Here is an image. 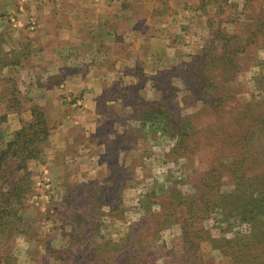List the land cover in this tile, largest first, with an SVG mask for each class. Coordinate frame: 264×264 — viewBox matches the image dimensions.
<instances>
[{
	"label": "rangeland",
	"instance_id": "374dc122",
	"mask_svg": "<svg viewBox=\"0 0 264 264\" xmlns=\"http://www.w3.org/2000/svg\"><path fill=\"white\" fill-rule=\"evenodd\" d=\"M0 15L6 17L0 16V147L13 138V126L34 117L35 105L45 109L54 127L44 143L43 159L29 165L34 192L18 217H7L11 224L0 226V264H103L104 256L99 261L94 250L105 251L113 241L126 243L128 234L132 242L136 235L139 244L154 239L155 247L166 245L163 253L182 254L181 225H160L152 215H162V204L175 189L187 203L194 201L191 212H198L195 200L207 191L198 179L224 154L229 160L243 157L244 148L222 151L210 135L219 134L221 124L237 130L235 118L240 120L246 112L264 116V104L258 103L264 102V43L259 39L253 44L250 37L255 20H264V0H0ZM238 31L241 41L231 39L226 45L228 53L240 44L244 48L240 64L235 59L237 80L219 88L221 94L194 90L200 85L193 83L201 80L196 78L201 72L195 56L206 46L222 54L229 41L224 34L234 37ZM7 61L11 64L2 68ZM87 66L90 75L82 83ZM12 79L17 92L8 83ZM108 84L111 101L100 104L107 118L96 125L86 119L89 91ZM230 92L239 104L231 101L220 112H200L202 98ZM100 94L106 96L105 91ZM8 99L11 106L16 99L21 102L13 107L18 112L6 108ZM157 100L168 103L160 119L172 114L169 122H179L177 129L154 131L153 122L130 117ZM76 115L75 125L63 122ZM188 116L185 123L190 121L194 129L187 151L178 147L175 134L190 131L180 120ZM219 116L224 118L216 121ZM212 124L216 127L208 130ZM194 131L201 132L195 136ZM244 157L251 173L264 170V136ZM219 178L210 181L216 189L234 190L232 175L220 173ZM3 181L0 177V184ZM254 190L251 187L250 194ZM200 223L194 227L209 231L210 242L203 250L214 264H226L215 247L220 240L235 242L251 231L239 219L224 221L219 207ZM115 258L125 264L128 251Z\"/></svg>",
	"mask_w": 264,
	"mask_h": 264
},
{
	"label": "trees",
	"instance_id": "16d2710c",
	"mask_svg": "<svg viewBox=\"0 0 264 264\" xmlns=\"http://www.w3.org/2000/svg\"><path fill=\"white\" fill-rule=\"evenodd\" d=\"M256 14L260 15L261 12ZM255 22L256 30H254L250 36L252 37L251 41L253 44H259L260 39L264 43V20H255ZM224 35L229 41H226V44L222 47V50H224L222 54H217L212 46H206L204 51L195 56L193 62L198 63V68L201 72L196 78H201V80L193 83H198L200 85L199 88H194V90L200 92L206 89L208 91L207 93L214 92L221 94L220 89H225L226 86H230L237 80L238 76L235 69L239 68L238 60L244 48L240 44L233 49V52L228 53L227 51L230 47L226 45L231 43V39H235L237 42L241 41V32H236L234 37L228 34ZM261 35L263 36L262 38H260ZM235 59L238 61L237 64H235ZM10 64L11 62L7 61L1 66L5 68ZM229 72L232 74H229ZM195 75L194 73V76ZM215 80H217V82H214ZM8 83H11L13 91L17 92L15 80L12 79ZM163 87L164 86L161 85L162 89ZM128 88L129 87L124 88L125 93L126 91L128 93ZM108 94L111 96V93ZM204 94L206 95V92ZM105 95H107V93ZM107 98L111 99V97L108 96ZM166 98L167 97H164L163 100ZM200 98L198 100H201ZM170 100L171 97L169 95L166 101ZM202 100V110L200 112H220L227 107L231 101H236V103L239 104V101L231 92L229 94L222 93V96L218 98H202ZM6 101H8V104L5 103L8 110L11 109L15 113L18 112V110H16V108L13 109V107L21 103L19 100L16 99L12 106L10 105L11 100L8 99ZM258 103L264 104V102ZM167 105L168 103L160 105L159 100L151 101L145 109L136 112V114L130 117L140 122H153L150 124L153 126V129L154 125H156L154 131L156 129L165 131V129H169L171 126L177 129L179 122H169L172 120V114H168L165 119H160L161 117L159 114H165L162 109ZM32 108H34V117L28 121H24L22 127L13 133V138L5 142V147H0V177L5 179V181L0 184V226H8L10 221H6L7 217L11 218L14 214L18 217L20 209L24 207L28 199V194L34 192L35 175L29 165L30 162L37 161L40 157L43 159V154L46 150L44 143L53 133L54 127L50 124L45 109L39 105H35ZM156 110H158V112H156ZM135 111H137V109ZM138 113H144V115L141 116ZM257 113L246 112L244 113V117L240 120H238L240 117L235 118L237 119V130L234 129L233 131H229V126L227 124H221V132L219 134L211 133V131H203L206 134L211 133L210 139L213 138L221 143L222 146L220 150L222 151L231 147H242L245 149L241 159L229 160V156L226 154L223 156L221 155L223 160H221L217 166L213 168L210 167L203 173V176L198 179L199 181L203 180L202 185L207 188V191L195 200L200 206L198 212L201 211L203 214H197L198 212H196V210L194 212V209L193 212H191V203L194 201L187 203L185 197L177 189L172 191V196L171 194L167 195L169 199L165 200V202H167L166 204H162V215L155 212L153 213V221L160 225L163 224L165 226L168 225L169 222L179 223L181 225L182 234L178 237V244L181 247L182 254L179 255L174 251H172V255L163 253V248L166 247V245L163 247L160 245L155 247L153 245L154 239L149 245H145V243L139 244V241L137 242L136 240V235V239L132 242L131 235L128 234L126 243H117L113 241L107 245V248L110 250L106 249L105 251H100V249H95L94 251L97 253L99 261L102 255L106 261L103 264H120L119 259L115 261L116 253L125 254V252L128 251L129 258L125 264H159V260H163L164 264H214L207 259L205 251L203 250L205 243L210 242L209 239L211 236L209 235V231L202 225L199 228L194 226H196L197 223L200 226V224H202L200 222H203V220L208 217L211 210L219 207L222 209L224 221L228 222L230 219H239L243 223H248L251 228L249 234H241L235 242L225 239L220 240L221 244L215 246L216 249L219 250L220 258L225 260L226 264H264V170L251 173L244 165V153L246 152L247 155L251 154L256 142L264 136V133L260 134V132L264 130V116ZM198 115H200L199 112L189 116L190 118H194ZM189 116L180 120L183 125H188L187 127L190 131L188 133L179 132L175 134V137L178 139V147L180 149L185 148L187 151L189 150L187 144L193 137L194 129L190 121L188 122L189 124L185 123ZM224 116L217 117L216 121L222 120ZM173 117L176 118L174 114ZM211 127H216V125L212 124L208 130H210ZM200 132L201 131H194L195 136ZM1 143L2 137L0 132V144ZM197 144H200V141H197ZM11 158L15 159L12 161ZM220 173H228L234 177L235 186L232 192H221V190L216 189V187L211 184L210 181H216ZM9 174L12 175L11 180L6 179V176ZM220 179L221 178H219V180ZM199 187L200 186H198V188ZM251 187L255 188L253 194L249 192ZM215 242L216 239L211 240L213 245H215ZM231 243L233 245H231ZM74 254V252H71V256H74ZM83 264L88 263L84 262Z\"/></svg>",
	"mask_w": 264,
	"mask_h": 264
},
{
	"label": "crops",
	"instance_id": "0c3cea01",
	"mask_svg": "<svg viewBox=\"0 0 264 264\" xmlns=\"http://www.w3.org/2000/svg\"><path fill=\"white\" fill-rule=\"evenodd\" d=\"M5 7L7 8L8 6H5ZM0 16L3 19L6 18L5 16H2V15H0ZM1 18H0V21H1ZM19 19H17V20H19ZM86 69H87V73H85V75H83L81 77L82 80H83L82 83H85L86 75L87 74H88V76L90 75V70H91L90 67L88 68V66H87ZM112 83H114V82H112ZM132 84H134V83H132ZM136 84H138V83L136 82ZM107 87L110 88L111 85L108 84V86H106L105 88H102L101 90H96L97 92L92 91L93 89L91 91H89L90 93H92V96L90 97L89 102H88V106L87 107H89L88 109H89L90 113L86 116V119H88L90 117L89 119L90 120H94L96 125L98 124V122L102 121V117L106 116L105 118H107V113L108 112H102V110L100 109V104L102 102H105L107 104V103H110V101H111L110 98H107V95L106 96H102L100 94V91H105V93L109 92L110 90H108ZM31 93H32V91H31ZM30 119H31V115L29 116V118H26L24 121H28ZM76 119H78V115H76L75 118H73V116H72V119L69 118L67 120H63V122L69 123V125H70L72 123V121H73V125H75ZM23 122L19 123L18 125L13 126V127H15L14 130H13V133H14V131H17V130H19L22 127ZM89 123H90L89 121H86L84 124L86 126L90 127ZM62 127H64V123H63ZM96 130H97V127H96ZM101 146H105V145H101ZM78 151H80V150H78Z\"/></svg>",
	"mask_w": 264,
	"mask_h": 264
}]
</instances>
